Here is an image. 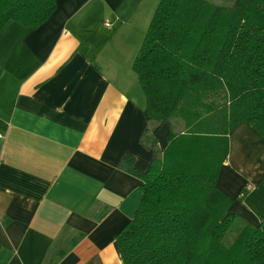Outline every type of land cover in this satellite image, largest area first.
I'll use <instances>...</instances> for the list:
<instances>
[{"label":"crops","instance_id":"0c3cea01","mask_svg":"<svg viewBox=\"0 0 264 264\" xmlns=\"http://www.w3.org/2000/svg\"><path fill=\"white\" fill-rule=\"evenodd\" d=\"M158 1L54 0L37 27L1 28L0 264H122L115 237L142 182L120 163L131 154L144 171L159 156L141 143L155 123L132 69ZM228 145L217 186L257 226L264 138L241 122Z\"/></svg>","mask_w":264,"mask_h":264},{"label":"trees","instance_id":"16d2710c","mask_svg":"<svg viewBox=\"0 0 264 264\" xmlns=\"http://www.w3.org/2000/svg\"><path fill=\"white\" fill-rule=\"evenodd\" d=\"M54 9L0 0V30L9 20L37 27ZM132 69L155 123L141 143L159 156L144 171L131 154L120 163L142 182L115 237L122 264H264V220L239 221L217 186L230 131L247 122L264 138V0H159Z\"/></svg>","mask_w":264,"mask_h":264},{"label":"built area","instance_id":"2783aa9c","mask_svg":"<svg viewBox=\"0 0 264 264\" xmlns=\"http://www.w3.org/2000/svg\"><path fill=\"white\" fill-rule=\"evenodd\" d=\"M104 24H105L106 26H109V23H107V22H106V23H104ZM0 137H1V135H0Z\"/></svg>","mask_w":264,"mask_h":264},{"label":"rangeland","instance_id":"374dc122","mask_svg":"<svg viewBox=\"0 0 264 264\" xmlns=\"http://www.w3.org/2000/svg\"><path fill=\"white\" fill-rule=\"evenodd\" d=\"M144 95V94H143Z\"/></svg>","mask_w":264,"mask_h":264}]
</instances>
